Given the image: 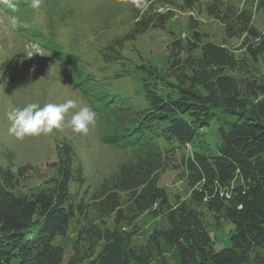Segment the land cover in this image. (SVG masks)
<instances>
[{
	"label": "trees",
	"instance_id": "1",
	"mask_svg": "<svg viewBox=\"0 0 264 264\" xmlns=\"http://www.w3.org/2000/svg\"><path fill=\"white\" fill-rule=\"evenodd\" d=\"M245 1L264 12V0ZM180 4L205 10L240 45L207 40L191 18L188 35L168 47L166 74L151 71L156 82L146 89L149 108L137 111L135 125L114 126L103 138L127 158L91 197L72 192L88 179L69 142L58 145L55 175L39 193L20 189L32 166L17 175L13 162L0 167V264H65L56 241L77 216L85 224L66 264H170L168 255L175 264H264V74L258 66L264 31L254 22L255 9L236 0ZM137 13L127 38L165 28L171 19L149 7ZM210 129L220 136L215 151L186 156ZM168 169L187 179V199L172 203L160 187ZM146 213L163 217L167 226L134 245L141 234L135 221ZM223 220L234 225L231 246L216 251L209 225Z\"/></svg>",
	"mask_w": 264,
	"mask_h": 264
},
{
	"label": "rangeland",
	"instance_id": "2",
	"mask_svg": "<svg viewBox=\"0 0 264 264\" xmlns=\"http://www.w3.org/2000/svg\"><path fill=\"white\" fill-rule=\"evenodd\" d=\"M181 1L42 0L41 6L33 9L30 0H0V167L13 162L16 175L21 167H33L21 184L23 192L39 193L48 187L46 182L56 172L52 165L58 158V145L65 141L75 148L88 179L82 189L73 187L72 192L79 191L81 196L88 192L91 197L127 158L119 148L104 143L103 138L114 126L135 125L137 111L149 108L146 89L153 88L156 82L151 71L166 74L168 47L188 35L191 18L207 40L231 47L240 45L242 40L229 38L225 26L205 10L192 12ZM243 3L256 10L254 22L264 31V12L258 11L253 1L236 0L238 6ZM148 7L159 13L169 12L171 19L165 28H150L127 38L140 18L137 12ZM258 66L264 74V63ZM67 99L77 100L78 107L66 114V121L82 103L97 113L95 124L86 134L64 127L47 135L17 140L9 133L7 113L12 106L22 108L32 102L43 106ZM211 130L189 145L185 155L214 152L220 136L214 130L212 135ZM159 185L168 192L172 203L177 197L183 200L190 195L187 179L179 170L164 171ZM84 224L77 216L71 220L67 235L56 241L65 251V264ZM135 224L141 234L133 240L134 245L144 244L153 230L167 226L163 217L148 213ZM209 230L216 251L231 246L232 222L223 220L218 225L211 221ZM166 259L175 264L171 256Z\"/></svg>",
	"mask_w": 264,
	"mask_h": 264
},
{
	"label": "clouds",
	"instance_id": "3",
	"mask_svg": "<svg viewBox=\"0 0 264 264\" xmlns=\"http://www.w3.org/2000/svg\"><path fill=\"white\" fill-rule=\"evenodd\" d=\"M41 2L42 0H30V6L38 9ZM39 55L42 56V53ZM77 107L78 102L75 99H67L63 103L49 102L43 106L37 102L28 103L22 108L12 106L7 113V119L10 121L8 131L17 140L47 135L54 129L60 130L64 127H70L74 133L86 134L89 126L95 124L97 113L87 103H82L78 111L66 121V114Z\"/></svg>",
	"mask_w": 264,
	"mask_h": 264
}]
</instances>
